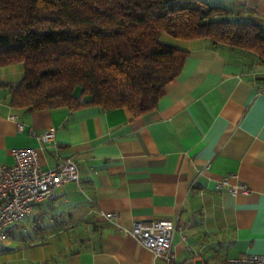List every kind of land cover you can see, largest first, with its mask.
Listing matches in <instances>:
<instances>
[{"label":"crops","instance_id":"obj_1","mask_svg":"<svg viewBox=\"0 0 264 264\" xmlns=\"http://www.w3.org/2000/svg\"><path fill=\"white\" fill-rule=\"evenodd\" d=\"M208 1L264 27V0ZM161 40L188 56L155 110L142 116L95 105L13 107L9 87L22 78L23 64L0 66V163L13 164L14 149L31 147L42 168L69 157L79 171L78 182L34 203L22 226L52 239L49 249L18 248L22 227L15 225L0 245V264H165L127 232L137 219L175 221L179 264L264 253V61L236 47L213 49L204 38ZM50 128L53 137L39 139ZM228 174L249 192L216 189Z\"/></svg>","mask_w":264,"mask_h":264},{"label":"trees","instance_id":"obj_2","mask_svg":"<svg viewBox=\"0 0 264 264\" xmlns=\"http://www.w3.org/2000/svg\"><path fill=\"white\" fill-rule=\"evenodd\" d=\"M204 38L264 61V27L208 0H0V66L23 64L10 105H95L153 112L188 51L161 40Z\"/></svg>","mask_w":264,"mask_h":264},{"label":"built area","instance_id":"obj_3","mask_svg":"<svg viewBox=\"0 0 264 264\" xmlns=\"http://www.w3.org/2000/svg\"><path fill=\"white\" fill-rule=\"evenodd\" d=\"M19 129H22V124ZM53 135L54 128H50L39 139L47 141ZM12 156L13 164L0 163V245L8 241L9 228L24 220L34 203L53 198L55 189L65 182L79 181L78 167L72 158H63L56 167L44 169L35 148L14 149ZM214 186L230 194L249 192L247 185L235 174L222 176ZM115 216L116 213L107 214L110 219ZM175 228V221L169 219L149 222L137 219L127 232L155 258H162L165 264H179L172 248ZM222 264H264V253L228 257Z\"/></svg>","mask_w":264,"mask_h":264},{"label":"rangeland","instance_id":"obj_4","mask_svg":"<svg viewBox=\"0 0 264 264\" xmlns=\"http://www.w3.org/2000/svg\"><path fill=\"white\" fill-rule=\"evenodd\" d=\"M30 220H32V218L28 215L22 222H20L19 224H17L15 226V228L16 227L18 228V226H21L22 227L24 225V223H27ZM29 225L28 226L26 225L25 227H22V229H20L23 237L22 236L21 237L20 236L18 237V235H17V239L18 238H19V240L22 239V240H20L18 242V244H19L18 248H20V247L22 248L26 244V251L28 253L29 252L30 253L37 252V253L43 255L45 253V251H47L49 249L48 243H51L52 242V239H50L47 235H44V236H37V235L34 236V235H32L31 234L32 233V229L29 227ZM30 239H36V240L43 239L44 241L47 240V242L44 243V244H41L39 246H29L28 244L30 242ZM21 245H23V246H21ZM8 258H10V257H8ZM1 259L2 258H0V262H1Z\"/></svg>","mask_w":264,"mask_h":264}]
</instances>
